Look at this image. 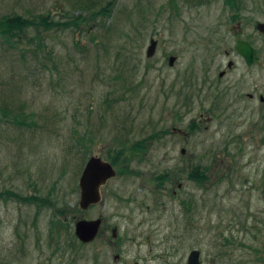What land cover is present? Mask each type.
I'll return each mask as SVG.
<instances>
[{"label": "rangeland", "instance_id": "374dc122", "mask_svg": "<svg viewBox=\"0 0 264 264\" xmlns=\"http://www.w3.org/2000/svg\"><path fill=\"white\" fill-rule=\"evenodd\" d=\"M238 1L0 0L54 22L0 32V264H264V0ZM92 155L116 174L83 209Z\"/></svg>", "mask_w": 264, "mask_h": 264}, {"label": "water", "instance_id": "95a60500", "mask_svg": "<svg viewBox=\"0 0 264 264\" xmlns=\"http://www.w3.org/2000/svg\"><path fill=\"white\" fill-rule=\"evenodd\" d=\"M258 29L264 32V22L258 24ZM158 40L152 38L147 48V56L151 57L155 54ZM237 51L245 58L248 65L254 62L256 49L252 44L242 38L237 40ZM176 56L170 57V64H174ZM232 66V62L229 63ZM185 150L183 149V152ZM116 174L113 164L99 155H92L86 162L80 175V206L87 209L102 199V187ZM102 225V218L81 219L76 223V235L83 241H90L99 233ZM139 264V263H135ZM188 264H201L200 251L193 250L188 257Z\"/></svg>", "mask_w": 264, "mask_h": 264}, {"label": "trees", "instance_id": "16d2710c", "mask_svg": "<svg viewBox=\"0 0 264 264\" xmlns=\"http://www.w3.org/2000/svg\"><path fill=\"white\" fill-rule=\"evenodd\" d=\"M198 1H200V0H197V2ZM79 18H80L79 15L75 18L76 24L78 23L77 22L78 20H76V19H79ZM53 24H54V22L50 20L49 15H42V16L32 17V18L21 16V15H15V16L6 17L0 21V32H2L4 34H11L12 36H17V35H20L18 33L23 32L26 28L34 27V28L39 29V27H41L42 25H44L46 27H50ZM132 147L135 151H141V150L143 151V149H145L142 142L137 144V146H132ZM125 150H126V146L123 144L122 147L117 149V153H120L122 155L125 153ZM111 161L113 164H116L115 158L111 159ZM198 167H200V166H198ZM197 171H198V174L200 175V177L202 178L200 181L205 180L206 174L204 173V171H201V174L199 173L200 172L199 170H197ZM7 193L16 199L28 201V203H30V202L31 203H37L38 201L41 200V198L38 195H26L25 196V195H22L20 193H16V192H12V191H9ZM3 194L5 195V192H0V197L3 196Z\"/></svg>", "mask_w": 264, "mask_h": 264}, {"label": "flooded vegetation", "instance_id": "af4514ba", "mask_svg": "<svg viewBox=\"0 0 264 264\" xmlns=\"http://www.w3.org/2000/svg\"><path fill=\"white\" fill-rule=\"evenodd\" d=\"M224 1H225L226 4H229L230 6L234 3V4H235L234 7H235V6H236V8L238 7V5H237L238 2H239L238 0H224ZM239 38H241V37H238L237 40H238ZM248 41H249V40H248ZM249 42H250V41H249Z\"/></svg>", "mask_w": 264, "mask_h": 264}]
</instances>
